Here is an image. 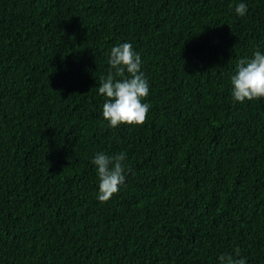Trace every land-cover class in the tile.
Listing matches in <instances>:
<instances>
[{"label":"trees","instance_id":"trees-1","mask_svg":"<svg viewBox=\"0 0 264 264\" xmlns=\"http://www.w3.org/2000/svg\"><path fill=\"white\" fill-rule=\"evenodd\" d=\"M0 0V264H264V99L233 102L264 51V0ZM141 54L151 104L110 128L113 46ZM97 151L126 183L97 199Z\"/></svg>","mask_w":264,"mask_h":264},{"label":"clouds","instance_id":"clouds-1","mask_svg":"<svg viewBox=\"0 0 264 264\" xmlns=\"http://www.w3.org/2000/svg\"><path fill=\"white\" fill-rule=\"evenodd\" d=\"M237 16L248 14V4L239 0L234 8ZM110 70L100 78L98 92L105 97L102 116L110 128L120 125H142L148 117L151 104L147 102L150 83L142 71L141 54L131 42H123L110 50ZM230 92L233 102L245 103L264 99V51L256 50L251 57L239 59L230 76ZM127 155L120 152L110 155L97 151L91 158L98 177L97 199L107 202L126 183L132 170L126 163ZM221 254L218 264H247V258L240 254Z\"/></svg>","mask_w":264,"mask_h":264}]
</instances>
